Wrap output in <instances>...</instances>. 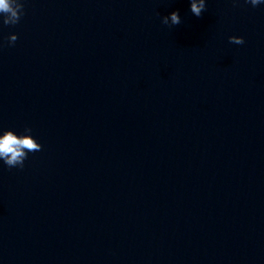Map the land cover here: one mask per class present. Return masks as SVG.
Listing matches in <instances>:
<instances>
[{
  "label": "clouds",
  "instance_id": "clouds-1",
  "mask_svg": "<svg viewBox=\"0 0 264 264\" xmlns=\"http://www.w3.org/2000/svg\"><path fill=\"white\" fill-rule=\"evenodd\" d=\"M246 2L256 7L264 3V0H246ZM23 9L24 5L21 0H0V16L3 17V25L17 24L23 15ZM205 10L206 0H190V11L193 15L200 17ZM161 22L164 25L177 26L182 20L179 12L173 11L168 16L162 17ZM8 39L10 43H14L18 37L11 34ZM229 42L242 45L245 41L243 37L230 36ZM24 132L26 134L17 135L12 130H5L3 134H0V160L9 168H23L28 153L42 150V145L30 134L32 129L26 127Z\"/></svg>",
  "mask_w": 264,
  "mask_h": 264
}]
</instances>
